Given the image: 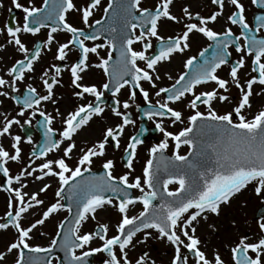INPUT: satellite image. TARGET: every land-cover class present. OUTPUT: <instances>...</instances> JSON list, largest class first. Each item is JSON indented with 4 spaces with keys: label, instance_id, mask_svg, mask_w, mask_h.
Here are the masks:
<instances>
[{
    "label": "snow or ice",
    "instance_id": "obj_1",
    "mask_svg": "<svg viewBox=\"0 0 264 264\" xmlns=\"http://www.w3.org/2000/svg\"><path fill=\"white\" fill-rule=\"evenodd\" d=\"M209 2L215 7L208 15L193 12L185 4L178 16L171 11L174 0H157L151 8L142 6L141 0H108L103 7L104 15L90 22L101 0H84L83 5L77 0H43L40 7L31 0L27 5L11 0L23 17L19 22L13 17L11 23L6 22L0 29L6 34L0 50L12 46L22 58L15 59L6 67L5 74L0 75V97L18 107L15 115L0 111V138H8L11 149L0 142V192L7 193L0 230L14 229L15 239L0 251V262L15 252L13 264H89V257L102 253L101 264H156L147 250L135 259L129 253L150 240H162L172 248L170 264H190V258L191 264H225L218 250L208 255L209 238L206 236L202 241L197 230L210 216L219 217L222 205L231 204L250 184L264 204V105L251 112L253 95H264V0H249L258 9L254 24L247 18L244 0ZM71 12L79 15L84 27L69 22ZM221 17L226 24L222 31L209 26ZM164 20L181 25V30L174 35H161L159 28ZM231 26H237L239 34ZM42 29H47L46 38L31 48L26 46L22 36H36ZM58 32L70 34V38L59 42L54 35ZM194 36H202L210 43L183 61L187 71L181 72L174 83L158 87L156 82L162 78L159 66L170 62L175 55L186 53ZM101 38L103 42L96 43ZM88 41L94 43L89 46ZM54 44L56 62L37 74L36 65L42 52L51 51ZM136 44L140 45L139 49L134 47ZM104 48L108 49L107 57L100 56L98 51ZM74 49L78 52L76 61L64 63ZM113 49L117 52L114 61ZM232 50L238 54L234 61ZM90 54L99 58L98 63H89ZM246 66L249 71L242 81L240 71ZM93 67L107 77L99 87L95 83H83L84 74ZM223 68L228 69V79L218 75ZM64 71L70 73L72 95L80 102L72 110L61 113L58 105L63 97L57 95L56 88L63 86ZM163 75L173 80L168 72ZM36 80L40 82L39 88L34 86ZM144 82L156 89L154 95L158 99L154 104L143 87ZM210 83L215 85L210 90L197 91ZM255 85L260 88L254 93ZM232 86L239 91V99L230 111L220 113L215 105L232 103L229 94ZM125 87L128 98L121 101L119 94ZM137 90L147 104L142 116L154 121L155 130L162 133L163 139L148 149L149 158L142 176L130 179L138 146L144 142L141 136L148 132L146 127L128 137L123 149L127 170L123 174L114 175L115 162L106 157L109 144L113 150H119L126 127L135 124L128 110L141 107L136 103ZM105 92L110 94L111 104L103 100ZM89 96L93 99L87 100ZM49 103L56 106L55 115L44 109ZM178 103L192 110V114L186 117L185 127L168 131L165 119L173 125L184 123L183 112L173 107ZM201 106L206 111H201ZM106 109L119 122L106 127L98 140L79 147L78 158L70 166L68 161L78 147L75 137L94 118L103 117ZM37 114L43 117L37 122L43 128V140L38 146L33 144L31 135L25 138L11 132L14 125L21 129L30 125ZM23 117L26 118L22 122ZM58 117L62 122L60 130L53 126ZM170 139L174 151L171 157H166L164 152ZM22 143L33 145L27 158L22 155ZM181 145L188 146L187 155L179 154ZM57 151L62 155L49 158ZM101 157H105L103 172L97 175L91 165L94 158ZM10 163L19 165L15 173L8 166ZM48 177L58 179L57 199L38 218L25 224L30 211L44 205L40 195L46 193L50 184L43 183L36 191L26 189L30 182ZM170 185L176 186L170 188ZM136 204L142 205V210L129 215L130 207ZM106 206L119 214L113 226L115 234L109 235V224L99 221L95 230L81 232L84 223L89 219L96 221L97 211ZM61 210L68 215L57 225L50 243L46 247L30 244L32 233ZM231 224L237 227L235 220ZM208 227L212 234L217 233L215 224ZM257 227V239L243 234L231 246L225 245L232 264H264V211L259 213ZM94 241L100 242L98 246H92ZM57 249L63 252V260L54 255Z\"/></svg>",
    "mask_w": 264,
    "mask_h": 264
},
{
    "label": "flooded vegetation",
    "instance_id": "obj_2",
    "mask_svg": "<svg viewBox=\"0 0 264 264\" xmlns=\"http://www.w3.org/2000/svg\"><path fill=\"white\" fill-rule=\"evenodd\" d=\"M21 4H28V0H19ZM108 0H101V6H99L95 12L94 15L90 18V22L94 21L96 19H99L103 13V7L107 6ZM157 2V0H141V4L144 7H153L154 4ZM31 3L34 6L40 7L43 3V0H31ZM77 3L79 5H83L84 0H77ZM244 3L247 6V18L250 22V24H254V17L256 14H258V9L255 6L250 5L249 0H244ZM0 4H3V7L0 8V29L3 28V25L8 22L11 23L12 18L15 17L16 20L22 21L23 13L20 9H16L14 6L11 5V0H0ZM190 5L191 10L193 12L199 11L202 15H208L210 14L211 10L214 9L215 6L211 5L209 0H174V6L171 8V11L173 14L180 15L181 14V8L185 5ZM9 8H11V13H9ZM227 9L226 13L227 14ZM69 22L73 23L74 26L77 27H84L83 24L81 23L79 19V15L75 12H71L68 15ZM214 28L216 31H222L223 28L226 26L225 24V19L224 17H221L218 19V21L214 24L209 25ZM230 26V25H229ZM181 25L164 20L161 23V26L159 28V32L161 35L164 36H169V35H174L177 32L181 30ZM233 28V31L236 34H239V29L237 26H231ZM88 29H86L87 31ZM46 33L47 29H42L40 33H38L36 36H31L29 34H25L22 36V40L26 43V46L32 47L34 43L38 41H42L46 38ZM56 36V40L59 42H66L67 39L70 38V34L63 33V32H58L54 34ZM6 40V34L4 32H0V43H4ZM103 42V38L101 40L96 41V43ZM242 42V41H241ZM91 46L92 41L86 42ZM155 40H153V44L155 45ZM210 43L209 41L206 40V38H203L202 36H194L191 41V48L186 51L184 54L180 55H175L170 62L163 63L159 66L158 71L161 74V80L157 81V86L158 87H167L170 86L172 83H174V80L176 77L179 76L181 72L187 71L183 67V61L187 59L188 56L192 55H197L199 51L206 47L207 44ZM136 49H139L140 45L136 44L134 45ZM100 56L102 57H107L108 54V49H99ZM233 55H232V60H236L238 58V54L235 53L234 50H232ZM54 54H55V44L52 46L51 51H43L42 52V58L40 62L36 65L37 67V74L40 72V70L43 67H47L54 61ZM210 54V53H209ZM78 56V52L74 49L68 56L67 60L64 63H70V62H75ZM117 52L115 49L112 50V58L113 61L116 59ZM22 58V54L18 53L15 51V49L12 46H7L6 50H0V75H4L6 71L7 66H11L12 63H14L15 59ZM98 57L95 56L94 54H90L89 57V63L95 64L98 63ZM250 57L247 58V63L250 65ZM59 63V62H57ZM140 66L143 67V63H140ZM228 69L223 68L218 72V75H220L222 78L228 79L226 73ZM249 68L246 66L244 69L240 71V77L241 80L243 81L244 79L247 78L246 73H248ZM168 72L172 77L173 80H168L163 73ZM7 78V77H6ZM107 80V77L104 75L103 71L97 68H90L85 74H84V81L83 83L86 84H93L95 83L98 87L102 85ZM31 82V81H26ZM62 87H57L56 88V93L58 96H62L63 99L60 100L59 102V109L61 113H65L66 111L72 110L73 107L79 103L80 101L77 100L72 95V92L74 89L70 86V73L68 71H64L62 73ZM39 80H36L34 83V86H37L39 88ZM215 85L210 83L208 85H205L203 87L197 88V91L201 90H210L212 87ZM19 87L23 90L24 85L21 84ZM143 87L149 91L150 99L152 103L154 104L156 99H158L154 93L156 89H152L150 85L147 82L143 83ZM260 88L259 85L254 86V93L255 91H258ZM230 96L233 98L231 104H219L217 103L215 107L220 113H223L225 111H230L231 107L238 101L239 99V91L234 87H230L229 91ZM163 95V94H162ZM128 98V88L125 87V89H122L121 93L119 94V99L121 101L125 100ZM87 100H92V97H86ZM252 99V109L251 112L255 113L262 105H264V95L261 96H256L255 94L253 95ZM103 100L105 101L106 104H111L112 100L110 97V94L105 92V96L103 97ZM136 103L140 104V109L138 110L135 106L130 108L128 111L132 115V119L135 121L134 125H129L126 127L125 132L123 136L120 138V149L119 150H113L111 147V144H109L107 148V157L106 158H111L115 162V169H114V175H120L123 174L124 171L127 169L124 167V164L126 163V158L123 155V149L126 146L128 137L131 135H137L139 134V130L141 127H146L148 129V132L144 133L141 136V139H143V144L138 146L137 149V154L134 159V171L132 173L131 178H134L137 175L142 176V170L144 167L145 162L149 158V153L148 149L155 143H158L161 139H163L162 133H159L158 131L155 130L154 127V121H149L147 120L146 117L142 116V110L147 107V104H145L142 100V96L139 94V90H137V101ZM56 106H53L52 104H45L44 109L47 112L52 113L55 115V108ZM173 107L177 108L178 110H181L184 115V123H177L175 125L171 124V122L167 119L164 121V126L166 130L176 132L179 131L182 127H185L187 125V119L186 117L190 114H192V110L188 109L185 107L184 104H176L173 105ZM201 111H206V109L201 106L200 107ZM0 111L6 112V114L10 115H15L16 111H18V107L14 105V103L6 99L4 97H0ZM23 118H20L21 121L23 122ZM159 119V118H156ZM43 117H40L39 114L36 115V117L32 120V123L30 125H26L23 129H21L19 126L14 125L13 128L11 129V132L16 135H21L22 137L26 138V135H31L33 138V144H36L37 146L42 143L43 140V128L38 124V121H42ZM119 122V118L114 117L110 111L106 109V112L103 117L100 118H94L91 122L90 125L85 128L83 131H81L76 137V142H77V150H74L72 154V160L68 161L70 166H72L75 162V160L78 158V148L83 147L85 145H90L92 142L98 140L101 138L102 133L104 129L108 126H112L115 123ZM53 126L60 130L62 128V122L60 118L58 117L54 123ZM58 138V136L56 137ZM0 142L4 144L6 148L9 150V139L8 138H0ZM33 145L28 144V143H22L21 148H22V155L27 158L29 154L32 151ZM63 147V146H62ZM174 151V142L169 140V148L165 150L164 155L166 157H171ZM179 154L181 155H187L188 154V146L186 145H181L179 149ZM62 155L61 151H57L55 153L50 154L49 158H56ZM105 157L101 158H94L93 164L91 165L92 172L99 175L103 172V162H104ZM41 161H37V163H40ZM12 171V173H15L19 165L15 163H10L8 165ZM87 175V173L85 174ZM43 183H49L50 188L46 191V193H42L40 195V198L44 201L43 206H38L30 211V214L27 216V219H25L24 223L27 224L29 220H34L39 217L41 212L43 211L44 208L47 207L51 202H54L57 198L55 197V191L59 187L58 184V179L55 177H48L45 178L44 181H37L35 183H29V187L26 189L27 191H36L40 186H42ZM71 183V182H70ZM251 185V184H250ZM176 185H170V188H174ZM67 187V186H65ZM134 193L138 194L136 190H133ZM6 196L7 193L0 192V218L3 217L4 212L6 211ZM155 202V201H154ZM252 203V202H250ZM235 204H240V203H235ZM252 216L253 218V223L247 225L248 229H250L247 232H244V234H247L250 236L252 240L257 239L258 237V227H257V219L259 216V213L264 211V204L261 203V201H255L252 203ZM230 205H234V203H231L229 205H222V207L229 208ZM249 205V204H247ZM246 205V206H247ZM251 206V205H250ZM249 206V207H250ZM221 207V208H222ZM142 210V205L136 204L134 206L130 207L129 210V215H137L139 211ZM222 210V209H221ZM245 210V209H244ZM66 212L64 210H61L60 212L53 214L48 221L45 223L44 226L38 227V230H35L32 233V240L29 241L30 244L32 245H39L42 247H46L47 245L41 244V240L43 239V235L45 234L46 237H48V240L51 241L53 236L55 235L57 225L59 223H54L51 222L50 220H61L64 219L66 216ZM241 215L243 214V210L240 211ZM118 213L115 209L110 208V207H105L104 209L98 210L96 213L97 220L93 221L89 219L87 222L84 223V225L81 228V232L85 231H93L95 230L97 222H103V223H108L110 226V231L109 235L115 234V229L114 225L118 222L119 220V214H114ZM61 214V218H60ZM0 222H2V219H0ZM202 223V222H201ZM201 227V226H200ZM200 227L197 230V235H199L202 239L201 232L199 231ZM44 228L45 231L43 232V235L40 234H35L37 231H40V229ZM153 235H156L153 233ZM15 239V230L14 229H8V230H0V251H4L6 249V246L12 242ZM100 242L99 241H94L92 246H98ZM231 246V245H228ZM147 250L151 257H153L156 260V264H170L171 260V253H172V248L170 245L166 244L162 240H150L147 245H140L138 246L134 251H131L129 253L130 258L135 259L136 256L141 252ZM208 253V252H207ZM222 257L225 261V264H232L231 257H230V252L228 250V247L226 248L225 252L221 253ZM43 255V254H39ZM55 256L60 257L61 255L59 253H55ZM209 255V253H208ZM15 252L12 254H8L6 259L0 264H13ZM104 257V254L98 253L95 254L92 257H89V264H101V260ZM190 264H191V258H190Z\"/></svg>",
    "mask_w": 264,
    "mask_h": 264
},
{
    "label": "rangeland",
    "instance_id": "obj_3",
    "mask_svg": "<svg viewBox=\"0 0 264 264\" xmlns=\"http://www.w3.org/2000/svg\"><path fill=\"white\" fill-rule=\"evenodd\" d=\"M253 189L254 185H249L247 190L243 191L240 195H238L235 199L232 200L231 203H234V205H230L229 208H221L222 210L219 217L210 216L209 221L207 223H201L199 231L202 235V241L206 236L209 238L210 241L207 245V252L209 253V256L212 255L214 249L218 250L220 253H224L227 248L225 245H231V243L236 240L239 235H243L244 232L250 230L248 229L247 225L252 224L254 222L253 218H251L253 205L252 203H254L255 201H261L260 198L255 195ZM241 210H243L242 215L240 212ZM67 215L68 213L66 212V216ZM61 217L62 216L60 214V218ZM61 220L50 221L54 223H60ZM232 220L236 221L237 227L232 226ZM208 224H215L218 228L217 233L212 234L211 229L208 227ZM44 231L45 229L42 228L35 234H39L40 232ZM49 243L50 240H48V237H46V235L44 234L43 239L41 240V244L47 245Z\"/></svg>",
    "mask_w": 264,
    "mask_h": 264
},
{
    "label": "water",
    "instance_id": "obj_4",
    "mask_svg": "<svg viewBox=\"0 0 264 264\" xmlns=\"http://www.w3.org/2000/svg\"><path fill=\"white\" fill-rule=\"evenodd\" d=\"M154 203H159V201H155ZM56 252L60 253V254H61V256H62V258H63L64 254H63V252H62V251H60L59 249H57V250H56Z\"/></svg>",
    "mask_w": 264,
    "mask_h": 264
}]
</instances>
